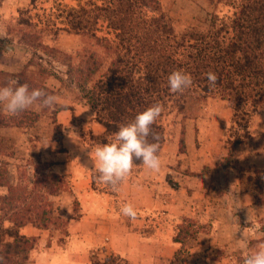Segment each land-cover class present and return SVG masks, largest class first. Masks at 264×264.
<instances>
[{"label":"rangeland","instance_id":"1","mask_svg":"<svg viewBox=\"0 0 264 264\" xmlns=\"http://www.w3.org/2000/svg\"><path fill=\"white\" fill-rule=\"evenodd\" d=\"M106 1L38 0L32 4L30 0H0V37L7 40L0 52V72L19 74L32 62L35 78L57 97L54 109L38 103L15 116L0 110V117L16 124L0 128V162L8 164L14 184L29 185L42 172L56 173L66 177L71 190L50 199L62 222L58 228L37 232L38 245L25 264L107 260L114 254L108 244L114 236L122 241L129 229L136 237L158 234L170 246L176 243L185 219L194 221L192 237L183 246L178 244L174 256L169 252L166 257L156 256L155 261L143 258L138 262L117 256L128 264H244L255 250L257 239H250L255 236L254 229L250 234L244 229L240 235L230 226L245 227L258 220L250 210L256 199L247 195L244 187L250 175L264 170V104L257 110L249 106L251 116L237 118L231 104L220 97L193 102L183 112L174 109L162 119L166 141L158 153L160 171L152 172L140 162L134 164L118 191L100 183L91 170L90 149L81 148L101 145L104 128L96 122L75 76L76 67L84 55L96 50L97 43L71 32L68 15L90 2L100 6ZM160 2L178 33L194 26L207 28L214 15L221 26V21L236 12L231 0ZM94 30L98 37L116 41L106 20H100ZM111 60L107 56L106 66ZM5 80L6 76H0V87ZM67 126L76 130L75 142L65 135ZM230 139L240 146L233 150ZM88 178L87 192L76 193L77 183ZM122 186L134 201V220L120 212L128 203L126 198H118ZM90 212L95 217L87 221ZM241 237L246 241H240ZM163 248L167 249V244ZM52 249L60 255H51Z\"/></svg>","mask_w":264,"mask_h":264},{"label":"trees","instance_id":"2","mask_svg":"<svg viewBox=\"0 0 264 264\" xmlns=\"http://www.w3.org/2000/svg\"><path fill=\"white\" fill-rule=\"evenodd\" d=\"M37 1L30 0L32 4ZM231 2L236 12L221 21V26L214 15L209 27L194 26L183 33L175 30L160 0H108L100 6L90 2L69 12L71 32L97 43L94 52L84 55L75 76L96 122L104 128L101 145L114 139L119 125L131 122L155 103L163 106L152 125L160 138L159 152L166 141L162 119L174 109L183 112L193 102L220 97L231 104L237 118L251 116L249 106L257 110L264 104V0ZM100 20L109 23L116 41L98 37L94 28ZM6 46L7 40L0 37V52ZM107 56L112 59L109 66L105 64ZM31 66L29 62L19 74L0 72L6 76L4 86L15 79L52 95V90L35 78ZM176 70L189 74L193 81L183 93H172L168 86V76ZM209 71L218 76L215 89L208 87L205 74ZM14 125L0 117V128ZM149 140L153 142L151 137ZM233 141L229 143L234 150L240 145ZM5 165L0 162V257L4 258L2 264H25L38 237L22 230L28 226L40 231L60 227L62 219L55 215L50 199L71 190L66 177L56 173L42 172L29 185L14 184ZM93 183L95 186V176ZM244 189L257 205L264 206V170L250 175ZM192 226L194 221L185 219L174 241L183 246L192 237ZM92 264L128 262L111 254L104 261L94 259Z\"/></svg>","mask_w":264,"mask_h":264},{"label":"clouds","instance_id":"3","mask_svg":"<svg viewBox=\"0 0 264 264\" xmlns=\"http://www.w3.org/2000/svg\"><path fill=\"white\" fill-rule=\"evenodd\" d=\"M205 75L209 89H215L218 76L211 71ZM192 83L191 76L181 70L173 71L168 76V86L172 93H183ZM37 102L43 108L54 109L57 97L40 88L30 89L27 83L21 84L15 79L0 87V110L7 114L18 115ZM162 112L163 106L155 103L138 113L131 122L119 125L111 142L94 148H81L82 151L90 149L88 155L91 153L89 155L91 170L98 174L97 179L100 183L110 185L114 191H118L119 185L130 176L136 161H140L152 172L160 171L161 159L158 155L160 138L153 132L152 125ZM65 128V135L70 141L75 142L74 138H78L76 130L70 126ZM150 137L153 142H150ZM120 212L133 220L137 217V211L131 203L124 204ZM257 248L258 251L244 259V264H264V242L259 243ZM3 259L0 257V264Z\"/></svg>","mask_w":264,"mask_h":264},{"label":"crops","instance_id":"4","mask_svg":"<svg viewBox=\"0 0 264 264\" xmlns=\"http://www.w3.org/2000/svg\"><path fill=\"white\" fill-rule=\"evenodd\" d=\"M96 127V125H95ZM85 181V185H84V181ZM81 181V183H77L76 188L78 190H76V193H80V191H86L87 192V188L90 186L91 180L88 179H83ZM82 184V185H81ZM125 186H122V188L120 189V191L118 192V198L119 199H123L126 198V201L128 203H134V201L132 199H130L132 196H130L128 190L126 188H124ZM89 194V193H88ZM247 196V195H246ZM243 200V198H241ZM246 201H248L246 199ZM253 204V207L251 210V212L253 213V216H255L256 218H258L257 222L253 223V224H249L246 225L245 227L242 226H234V228H232V226H230V228L233 229H238V231L240 232V235L243 233L244 234V229L246 230V234H250L249 231H252L254 229V234L255 236L250 237V239H257V242H254L255 245V251H258L257 245L259 243L264 242V206H259L256 205L254 202H251ZM126 204V203H124ZM246 213V212H245ZM95 214H92V212L90 213H86L85 218L87 219V221H90L92 218L94 220ZM262 225V227H261ZM261 230H257V229ZM37 232H40V230L35 229L32 226H28L26 228H24L22 230V233L28 236H36ZM29 233V234H28ZM128 236H124L125 238L122 239V241L120 240V238L118 239V241H116L117 237L114 236V240L112 239L111 243H109V247L110 250L112 251V253L116 254V255H120L124 258L130 259L132 262L134 260H138L141 261L143 260V258H148L151 259L153 261H155L154 259H158L157 257H161L164 256L166 257L167 255H169V252H172V254H170V257L174 256V254H176L177 250H178V243H172L169 246V242L165 239L162 238L160 239L159 236L154 235V236H147L145 237H136L133 236L132 230L130 231V229L127 231ZM231 232L228 233V236H230ZM240 241L244 240V242L246 241L244 237L238 238ZM236 242V239H234ZM227 243H229V241H226ZM233 242V240H232ZM142 244H144L146 246H142ZM167 244V249L163 248V245ZM162 245V246H161ZM86 245H83V247H85ZM148 247V249H147ZM55 249V248H54ZM51 255L54 253L56 254V256H59V252L55 251V250H51ZM144 254H146L147 256H145ZM157 256V257H156ZM137 261V262H138Z\"/></svg>","mask_w":264,"mask_h":264}]
</instances>
